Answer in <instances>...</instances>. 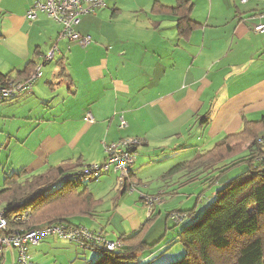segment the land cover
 <instances>
[{
    "label": "crops",
    "instance_id": "1",
    "mask_svg": "<svg viewBox=\"0 0 264 264\" xmlns=\"http://www.w3.org/2000/svg\"><path fill=\"white\" fill-rule=\"evenodd\" d=\"M46 1L0 0V78L26 79L28 67L33 70L58 48L28 97L0 104L1 119L21 123L7 140L18 147L10 167L41 175L67 166L72 173L103 164L108 145L142 140L131 171L136 191L124 192L114 174L92 181L85 186L98 202L94 217L70 223L92 231L104 226V236L113 242L145 229L144 241L158 245L143 253L142 261L165 263L163 251L173 247L182 230H175L174 223L170 228V214L197 210L166 211L164 221L167 201L205 175L163 177L241 133L245 122H264V34L251 28L259 21L251 18L264 12V0H185L199 25L186 40L177 31L178 18L156 9L176 8L178 0L107 2L76 27L92 38L86 48L59 40L61 27L47 14L39 13L35 21L27 18L36 2ZM120 116L126 128H121ZM135 193L162 194L164 202L149 217ZM171 229L174 236L168 240ZM48 239L38 248L45 241L47 247H64ZM35 249L31 254L38 264ZM15 256L7 251L4 264H13Z\"/></svg>",
    "mask_w": 264,
    "mask_h": 264
},
{
    "label": "trees",
    "instance_id": "2",
    "mask_svg": "<svg viewBox=\"0 0 264 264\" xmlns=\"http://www.w3.org/2000/svg\"><path fill=\"white\" fill-rule=\"evenodd\" d=\"M156 9L178 18L177 31L185 40L199 27L190 17L191 4L185 0H178L177 7L173 9L162 6H156ZM35 68L32 70L28 67L26 73L31 75ZM263 125V121L245 122L241 133L225 138L213 150L193 162L174 167L163 177L169 179L183 172H201L200 175H205L204 178L212 186L217 184L219 175L233 167L240 164H248L249 167L245 173L217 191L203 217L182 228L173 245H182L185 255L181 260L169 264H264ZM71 170V167L62 166L50 168L41 175H29L23 169L6 176L0 188V209L5 210L11 233L61 223L83 227L72 225L70 220L94 217L98 202L86 184L69 181L57 190H45L57 184ZM132 184L135 182L131 177L125 183L124 192ZM174 213L187 216L180 223L171 220L178 227L192 219L195 210ZM21 216H25V221L19 223L17 219ZM144 233L145 229L133 236L120 238L118 241L123 247L117 251L92 250L97 259L88 264H147L142 261L141 255L158 244H147Z\"/></svg>",
    "mask_w": 264,
    "mask_h": 264
},
{
    "label": "built area",
    "instance_id": "3",
    "mask_svg": "<svg viewBox=\"0 0 264 264\" xmlns=\"http://www.w3.org/2000/svg\"><path fill=\"white\" fill-rule=\"evenodd\" d=\"M115 0H47L45 3L36 2L28 11L27 18L35 21L39 13H45L55 23L60 25L61 31L59 40L76 43L86 48L91 42V36H82L76 31L81 18L87 15H95L104 8L107 2ZM245 2V1H244ZM251 20H259L252 23V30L258 34H264V12ZM58 53L57 46H54L45 56L41 64L36 65L34 72L24 80L12 78H0V104L19 102L28 97L34 85L43 77V68L55 60ZM87 121L93 123L91 115H87ZM121 128H126L127 123L123 116H120ZM143 141L137 138H126L106 147V160L101 165H90L80 168L74 173L62 177L59 182L46 191L57 190L60 185L72 181L79 184H88L98 181L107 174H114L118 177L119 186L124 189L125 183L132 177L138 150ZM136 184L128 187L127 191H136ZM141 194V201L148 210L149 217H152L164 199L161 194ZM187 218L184 214L174 213L170 219L174 223L183 222ZM19 223L25 221V216L17 219ZM48 238L74 244L81 249L89 251L106 250L117 251L122 249L123 244L119 241H109L104 236V230L92 231L85 227H74L65 223L42 226L35 230L11 233L5 210L0 209V264L5 262V253L11 251L16 253L13 264H36L31 254V249L38 247Z\"/></svg>",
    "mask_w": 264,
    "mask_h": 264
},
{
    "label": "rangeland",
    "instance_id": "4",
    "mask_svg": "<svg viewBox=\"0 0 264 264\" xmlns=\"http://www.w3.org/2000/svg\"><path fill=\"white\" fill-rule=\"evenodd\" d=\"M19 126H21V123H17L14 121L9 122L7 121V119H1L0 116V188L3 187L6 176L19 172L16 170H12V168L10 167L12 161L17 156L18 147L12 142H7L9 133L11 134L12 132H15L17 128H19ZM5 143H7L6 147L3 146ZM193 148L196 149V146H193ZM244 148L246 149L247 146H245ZM248 168V164H240L233 167L232 169L224 172L217 177L216 185L210 186L206 178H199V180L195 182L184 185L182 188H180L178 196L168 199V205L164 209V212L162 214L163 220L165 221L167 218L166 211L181 209L183 207H196L197 210L193 218L180 225V227L184 228L190 225L193 221L199 220L201 217H203L205 211L213 203L217 191L231 183L237 177L241 176L247 171ZM215 175H217V173ZM135 195L136 198L138 197L140 200L141 194L135 193ZM198 197L201 198L199 203L197 201ZM170 220L171 219H168V225L170 226V228H173V222H171ZM101 227L104 226H98L95 231H97L98 229H102ZM124 228H126V226H124ZM176 229L178 228L176 227L175 230ZM173 230L174 229L169 230L168 240L174 236ZM155 235H157L155 236L157 238L160 237L158 236L160 235L158 233H156ZM50 240L55 244L57 242V244L62 245V247L64 245V247L61 248V246H59L58 249H56L57 245H54L53 247H47V241H45L41 247H36L35 249L40 253V255L36 258L38 264H88L89 262L95 261L97 259V256L91 251L83 252L82 250H79L75 245L71 246L69 245V243H65L64 241H60L59 239H48V241ZM166 244L169 245L170 241H167ZM184 255V247H182V245L180 244H175L171 249L169 248L163 251V254L161 256H164V258L167 259V262H161V264L177 262L181 260Z\"/></svg>",
    "mask_w": 264,
    "mask_h": 264
}]
</instances>
